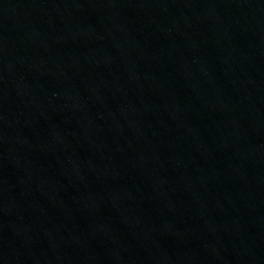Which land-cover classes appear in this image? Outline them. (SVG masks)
Listing matches in <instances>:
<instances>
[{"label": "water", "instance_id": "obj_1", "mask_svg": "<svg viewBox=\"0 0 264 264\" xmlns=\"http://www.w3.org/2000/svg\"><path fill=\"white\" fill-rule=\"evenodd\" d=\"M0 264H264V0H0Z\"/></svg>", "mask_w": 264, "mask_h": 264}]
</instances>
